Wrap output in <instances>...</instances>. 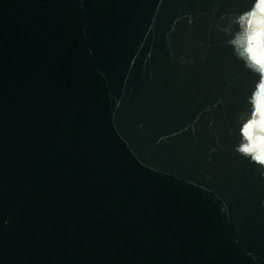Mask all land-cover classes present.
<instances>
[{
    "label": "water",
    "instance_id": "obj_1",
    "mask_svg": "<svg viewBox=\"0 0 264 264\" xmlns=\"http://www.w3.org/2000/svg\"><path fill=\"white\" fill-rule=\"evenodd\" d=\"M261 0H0V264H264Z\"/></svg>",
    "mask_w": 264,
    "mask_h": 264
},
{
    "label": "snow or ice",
    "instance_id": "obj_2",
    "mask_svg": "<svg viewBox=\"0 0 264 264\" xmlns=\"http://www.w3.org/2000/svg\"><path fill=\"white\" fill-rule=\"evenodd\" d=\"M261 4L264 5V0H261ZM262 67H264V65H262Z\"/></svg>",
    "mask_w": 264,
    "mask_h": 264
}]
</instances>
